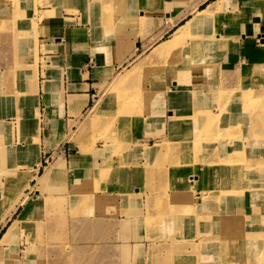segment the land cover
<instances>
[{
  "label": "rangeland",
  "instance_id": "1",
  "mask_svg": "<svg viewBox=\"0 0 264 264\" xmlns=\"http://www.w3.org/2000/svg\"><path fill=\"white\" fill-rule=\"evenodd\" d=\"M19 1L22 2L20 6L27 12H22V15L26 21L28 20L31 35L34 37L36 44L34 47L29 48L31 54L26 60L30 62L18 65L17 62L21 56L17 53L18 49L15 40L18 37L17 32L20 29H24L16 27V31L11 25V20L14 17L18 20V17L10 13L12 9L0 6V95L7 97L6 101L11 99L10 97L12 96H15V99L19 96L28 97L31 110H34V113L29 114L28 111H24L22 117L26 119V122L23 124L17 116L19 108L17 101L22 100L18 98L17 101L13 100L9 103L10 109L15 111L11 112V115L3 113L0 116V121L4 125V137L12 135L13 132L15 133L14 129L16 128L19 131L18 141L15 140L11 143L23 144H2L0 142V147L3 148L0 153V192H3V186L8 184L6 182L15 175V169L19 168L18 166L21 167L18 170H22L24 166H26L27 170L33 164L32 162L28 164L27 161L22 164L24 161L21 160L22 165H18L16 161L19 159L12 155L10 150L16 148V146L21 148L25 144L32 145L35 142L37 133L39 137L37 106L36 109H33L36 103V90L33 88L28 89L30 84L27 83L29 81V73L32 70L31 67H33L31 65L33 56L37 69L40 39H43V36L46 35L45 31L47 28L53 32L60 24L66 22L60 12L65 9L68 11L79 10V5L76 2L80 0ZM78 3L83 7V12H86L84 8L86 10L88 8L87 14H90L89 10L91 11L95 8L92 6L94 2L85 0L84 3H81V1ZM112 3L114 4V2ZM117 3L119 5L121 2L117 0ZM107 4H103L106 6L102 8V11L106 13L109 7ZM7 12L9 16L4 17L3 15ZM6 20H9L11 27L4 29ZM91 22L93 23L92 19ZM195 31L196 28L189 29L183 40L176 45L177 47L175 46L170 51H166L164 56H160L162 65L159 69L163 72L162 80L167 75L176 76L183 62H187L188 53L182 59L180 58L182 57L180 55L182 46L193 50L195 58L196 55H199L192 62H195L194 64L202 62L199 70L200 72L204 71L203 64L207 61L205 59L201 60L199 57L202 55L200 51L205 55L206 51L198 47L201 46L198 40L201 35H192ZM202 36L204 35L202 34ZM263 36L264 34H260L258 37L261 43H264ZM205 37L210 39L208 36ZM164 38L166 39L167 36ZM51 39L56 38L51 36ZM222 41L214 33L211 36V44L213 43L215 48H228L229 44L225 42L226 45H223ZM42 50H45L44 47H42ZM255 54H258V51L254 52L251 59H254ZM208 62H211V60L208 59ZM43 63L44 60H42ZM263 65L264 59L260 62L258 61L257 68L260 66V69L253 68V71L244 74V79L243 73H241L242 80L240 84L231 89H223L217 82L218 77L210 74L207 76L210 81L200 84L201 86L197 88V92H194L196 94L189 98L186 103L184 100L187 92L185 88L178 90V92L169 93V77L166 82L163 80L164 83H159L158 85V82H155L153 84L154 88L159 86V89L165 86L166 100L170 107L181 109L183 104H185L183 108L189 107L191 110L177 118V121L175 120L176 123L181 121L185 129L175 131L173 127L175 122L172 120L170 132L165 138V142H162V144L158 142L142 145L144 148L143 156L149 160L144 166L146 177L143 185L145 189L149 190L150 203L153 205V209L158 211L156 222L154 221L155 227L163 228L165 231L163 239L151 241L156 243V245L149 246L150 253L154 255L156 254V249L160 248L161 256L156 261L155 259L152 262L150 261L149 264H177L180 261L186 262L183 264H264V237L262 238V235H260V240L257 239L259 232L264 231V227H261L264 224V160L259 157L260 153L264 154V145L262 148L261 143L264 140ZM134 67L135 65L132 68ZM140 69L133 72V69L127 70V68H123L122 71L117 72L101 88L100 95L96 97L95 102L84 114L83 119L79 123L80 125H78L79 127L76 128H79L78 131H80L79 141L86 142L83 147L78 141L82 151L86 152L95 149L97 152V143L101 144V149L98 152L102 153L103 157L97 171L101 179L116 169L123 170L125 168L126 164L123 162L122 155L125 153L126 147L129 148V146L131 147L134 144L133 149L136 150L140 146L136 144V139L139 136L137 134L140 130L142 114H144V110L150 101L147 91L149 82L145 72L142 74ZM3 82H5V89H1L4 86ZM174 96H178V98H174ZM158 101L160 100L157 97L156 102ZM162 101L164 102L163 98L161 99ZM12 102L15 103L12 104ZM99 105L101 106L99 107L100 110H96ZM5 116H9V120H5ZM13 117L17 119H12ZM28 120L31 122L32 129ZM79 133L77 134L79 135ZM260 139L262 140L260 141ZM250 143L257 144V147L251 149ZM239 145L240 149H238ZM147 146H152L149 148V152H146ZM37 152L39 153V143ZM37 152L34 154L35 159L38 156ZM255 152L257 156L254 155ZM132 153L135 155L134 152ZM213 153H215L214 158L208 157L204 159L205 156ZM222 154H225V157H222ZM47 156L44 157V160H46L43 165L45 166L43 171L39 170L40 173H43L47 167L59 159L50 161ZM246 157L257 159L256 162H260L261 165L248 168L246 161L243 160ZM151 159L153 161H150ZM13 163H15L17 168L14 167ZM215 165H223V170H225L223 174L216 170L215 173L218 172L217 175H212ZM238 170H240V174ZM65 171L66 168H63L62 172L45 183H38L36 179L32 180L34 184L31 183L32 187L27 190L23 184L20 186L19 191L22 190L29 197H31L30 195H36L37 197L40 192L39 196L41 198H38L36 202L40 203L42 213L38 215L37 220H34L33 223L36 225L33 224L30 229L24 227V224L27 223L26 219L31 215L25 214L21 223L17 225L18 228L16 227L11 236L0 244V264H17L16 261H18L21 253L26 258L24 260L25 264L79 263L71 259V249L73 247H70L72 245L67 240L69 221L72 222L77 219L80 213L86 211V205H89L88 210L91 213L92 208L98 206L109 208L111 202L104 200L103 194L97 196L98 198H94L93 193L99 190L96 184H88L87 187H85L86 184L78 187L74 185L71 190L65 189L64 194H54L53 189L47 188V185L52 180L62 175L64 176ZM1 176L4 178H1ZM110 185L112 184L108 183V188ZM48 191L47 195L49 196L46 195L43 198L41 193ZM196 191H198V194ZM260 193L263 195H260ZM100 198H102V201ZM208 202H211V207H209L210 210L206 214L204 206ZM234 202H238L235 213L231 209V205ZM67 203H70L69 208H67ZM92 203L94 204L93 206H91ZM185 204L187 207L184 209ZM21 206L23 207L22 204L19 207ZM195 206L201 209L202 213L205 214L203 215L204 217L211 216L213 220L217 218V221L214 220L216 222L206 230L197 224L189 226V222L186 223L182 216L188 213L191 207ZM31 207L36 210L34 209V202ZM17 212H19V209L5 225L0 220V225L2 228L4 227V230L7 229L6 226L12 222ZM193 218L196 220L199 217L194 215ZM151 220L152 217L149 216L145 227L149 228L150 225L148 224L151 223ZM132 221L134 226L129 228ZM121 225L125 232L129 229L130 232L132 230L131 233L129 232V236L131 234L134 237L137 236V231L133 229L136 226L133 216L130 217V221L127 220ZM19 229L20 234H18ZM4 230H2L0 238ZM33 235L34 237H31ZM243 235H246L244 239L241 237ZM28 236L30 240L27 239ZM71 242L75 241L72 240ZM151 242L148 245L152 244ZM251 242L256 244H251ZM36 243H38L39 248L35 246ZM243 244L245 249L241 248ZM251 246L256 247L253 250ZM122 247L125 259H129L132 251L135 253L141 251L142 245H132L126 242L121 245ZM103 248L101 247L102 253L100 248L97 249V257L94 260L91 259L89 264L120 263V259L115 255L108 256V248ZM36 249L44 256L42 260L33 258V252ZM256 250L261 251L253 253ZM79 251L83 252L80 249ZM100 254L105 255L102 263L99 260Z\"/></svg>",
  "mask_w": 264,
  "mask_h": 264
},
{
  "label": "crops",
  "instance_id": "2",
  "mask_svg": "<svg viewBox=\"0 0 264 264\" xmlns=\"http://www.w3.org/2000/svg\"><path fill=\"white\" fill-rule=\"evenodd\" d=\"M80 1L84 3L85 0ZM86 1L95 2L96 0ZM97 1L100 4L89 11L90 14L83 12V7L78 2H76L79 5L77 11L63 9L64 11L60 14L66 22L60 24L53 32L47 28L46 35L40 39L39 61L32 76V82L35 81L33 89L36 90L37 103V105L34 104L33 109H36L37 106L40 142L38 140L39 153L37 152L38 143L36 146L34 144L36 142L32 145L28 144L34 150L30 162L33 163L32 167H36V163L39 162V170L43 171L46 155L50 161L62 158L65 162L63 167L66 168L64 176L52 180L47 185V188L53 189L54 194H64L65 189L71 190L74 185L78 187L86 184L85 187H87L88 184H96L99 190L93 193L94 198L103 194V199L111 202L109 208L98 206L92 208L91 213L88 210L89 205H86V211L80 213L77 219L72 222L69 221L67 240L72 245L70 247H73L71 259L79 262L78 264H89L91 259L94 260L97 257V249L100 248L101 252V247H106L109 249L108 256L113 254L118 257L119 264H149L150 261L152 262L154 259L156 261L161 256L160 248L156 249V254L150 253L149 246L156 245L151 241L163 239L165 231L163 228L155 227L154 221L156 222L158 211L153 209L149 190L145 189L143 185L146 177L144 166L149 160L143 156L142 145L153 144L154 140L160 144L165 142L172 120L175 122L177 118L191 110L189 107L181 109L170 107L166 100L165 86L159 89V86L154 88L153 84L155 82H158V85L164 83L169 77V85L175 90L188 80L190 81L191 78L193 82L196 78H202L199 70L201 62L196 63L194 66L197 68L192 71L179 68L176 76L167 75L163 78V82L161 77L163 72L159 69L162 59L158 56L150 57V55L160 43L172 36L173 30L180 23L194 16L196 10L204 7H211L212 10H215L214 3L218 0H122L120 5L117 0ZM102 3H108L107 13L102 11V8L106 6ZM221 7L196 31L210 38L213 33H217L216 36L224 40L223 45H226L225 42L229 44L228 48L223 49L215 48L210 43L212 49L208 51L205 60L213 72L212 75L218 77L217 82L221 87L231 89L240 84L243 65L249 62L254 52L258 51L262 44L258 37L260 34H264V0H227ZM51 36L56 39H51ZM165 36H167L166 39ZM42 47L45 50H42ZM208 59L211 62H208ZM42 60H44L43 64ZM140 61L143 63L140 72L142 74L145 72L149 82L147 91L148 98H150L144 114H142V122L137 134L139 136L136 139V144L140 146L136 150L133 149L134 144L129 148L126 147L125 153L122 155L123 162L126 164L125 168L123 170L116 169L101 179L97 172L103 157V154L98 152L101 149V144L97 143V152L95 149L82 151L78 143L80 131H78L79 128H76L79 127L84 114L95 102L96 97L100 95L101 88L117 72L122 71L123 68L130 70ZM1 89H5V85ZM186 91L185 103L187 99L196 94L194 92H197L194 90L192 82ZM157 97L160 100L158 102H156ZM162 98L164 102H161ZM28 104L30 105V103ZM9 118V116L4 117L5 120H9ZM173 127L175 131L185 129L181 121L175 122ZM14 131L15 133L5 137L3 130L0 131V142L2 144H21L11 143L15 140L18 141L19 131L16 128ZM11 138L13 139L11 140ZM261 143L263 148L264 140ZM80 144L84 147L86 142L81 140ZM240 148L239 145L238 149ZM36 152L39 159L34 157ZM259 155L264 159L263 153ZM208 157L214 158L215 153L205 156L204 159ZM222 157H225V154H222ZM17 161L21 163V158ZM115 167L117 166L115 165ZM19 168L21 167L19 166ZM216 170L222 174L225 171L223 165H215V169L212 170L213 176L217 175ZM62 171L63 169L60 172ZM238 171L240 174V170ZM1 178L4 177L1 176ZM31 183L34 184L33 181ZM108 183L112 184L109 188ZM48 193L49 191L41 193V195L46 197ZM196 193L198 194V191ZM39 194L40 192L38 196ZM260 195L263 194L260 193ZM30 196L35 199L36 195ZM32 201L34 209H36L32 218H35L42 212L40 205L35 200ZM236 204L238 202L231 205L233 213L236 211ZM93 205L92 203L91 206ZM67 206L69 208L70 203H67ZM186 207L185 204L184 209ZM204 207L207 214L211 202L206 203ZM18 209L20 213L23 207ZM194 215L199 218L195 220ZM203 215L205 214L201 209L195 206L191 207L190 211L183 214L182 217L186 223L189 222V226L197 224L206 230L217 221V218L214 221L211 216L204 217ZM131 216L135 219L136 226L133 229L137 231L138 237H134L133 234L129 236L130 229L126 232L122 229L121 224L127 220L130 221ZM149 216L152 217V220L147 228L145 223ZM19 223L21 221H17L16 225ZM133 226L132 221L129 228ZM3 228L0 225V234L4 230ZM18 234H20V229ZM72 240L75 242L72 243ZM126 242L132 245H142L141 251L137 253L132 251L129 259H125L121 245ZM149 242L152 244L148 245ZM77 244L78 246H76ZM35 246L39 248L38 243ZM33 253L35 260H42L44 257L37 249ZM104 257V254L99 255L101 263ZM24 260L26 258L21 253L16 263L25 264Z\"/></svg>",
  "mask_w": 264,
  "mask_h": 264
},
{
  "label": "bare ground",
  "instance_id": "3",
  "mask_svg": "<svg viewBox=\"0 0 264 264\" xmlns=\"http://www.w3.org/2000/svg\"><path fill=\"white\" fill-rule=\"evenodd\" d=\"M118 1L121 2V0H118ZM226 1L227 0H218V1H216L214 3L215 4L214 5L215 6V10H212L211 7H209V8L208 7H204V8H200V9L196 10V12L194 13V16H192L191 18H188L185 22L180 23L173 30L172 36L169 39L164 40L154 50L152 49L153 52L151 53L150 57H152V56H158V57L164 56L166 51H170L172 48H174L176 45H178L183 40V38L187 35V31L189 29H195L196 28V30H197L200 27V25H204L205 21L208 18H210L212 16V14H214L213 12H215V11L218 12L222 8L221 6L223 5V3L225 4ZM20 3H22V2L19 1V0H0V6H4L5 8L7 7L9 9H12L10 13L13 16L15 15V16L18 17V20H16V17L12 18V20H11L12 27L15 28V30H16V27H18V28L22 27L24 29V30L20 29V31L17 32L18 37L15 40L16 41V46H17V49H18L17 53H18L19 56H21L20 60L17 62L18 65L26 63V62H30V61L26 60V58H28L30 56V54H31V50L29 48L30 47H34V45L36 44L34 37L31 35L32 33H31V30H30V27H29L28 20L26 21L24 16L22 15V12H24V13H27V12L23 9L22 6H20L21 5ZM98 4H100V3L96 0L92 4V6L96 7V5H98ZM119 5H120V3H119ZM84 10L87 12L88 8H87V10H86V8H84ZM3 16L4 17H8L9 13L7 12ZM5 24H6V26H4V29H7V28L11 27L9 25V20H6ZM195 34H197V35L200 34L201 35V37L199 36V39H198L200 41V43H201V46H198V47H201L202 49H204L206 51V55L202 51H200V53L202 55H200L199 58H201V60L202 59H206L207 58L206 56L209 53L208 51H210L212 49L211 45H210L211 38L208 39L207 37H205V35L202 36L201 32L198 33L197 31H195L194 33H192V35H195ZM215 34H217V33H215ZM20 36H22V37L19 38ZM220 40H221V38H220ZM222 42L224 43V40ZM212 45L214 46L213 43H212ZM185 54H187L189 57H188L187 62H183L181 67L184 68V69H189L191 71L193 69L197 68V67L194 66L195 62H192V60L195 58L194 57L195 53H193V50L189 49V47H183L182 46L181 54H180L182 57H180V58L182 59ZM198 56L199 55H196V58ZM263 59H264V43L261 44V46H260V48L258 50V54L254 55V59L252 58L250 62H248V63L243 65V68L241 70V73H243V79L245 78L244 74H246L247 72L253 71V68L254 69L257 68L258 61L260 62ZM142 64H143L142 62H138L135 65V67L132 68L133 72H135L136 70L140 69ZM31 65H33V67H31L32 70L29 73V81H28L27 84H30V85L28 86V89L34 88L33 83L35 81L32 82L33 73L36 71V61H35L34 56H33V60L31 62ZM203 65H204V71L201 72L202 78H196L194 82H193V79L191 78L190 81L188 80L187 82H185V84H182L180 88H178V89L174 88L175 90H173L170 87V85H169V93H174V92H177L178 90L184 89V88L187 90V88L190 86L191 82H192V85L194 86V90H197V88H199L201 86L200 84H204V83L209 82L210 79L207 76L212 74L213 72L207 66V62L205 64H203ZM259 69H260V66L257 68V70H259ZM230 96H231V93H230ZM6 98L7 97H5L3 95H0V116L3 115V113H6V114L8 113L7 115H11L12 114L11 112H14L15 110H11L10 109L9 103L11 101H13V100L17 101L18 98H21L22 100L17 101L18 106H19L18 112H17V116H18L19 120L21 119V122L23 124L26 122V119L22 117L24 111H28L29 114L30 113H32V114L34 113L33 110L30 109V105L28 104L29 103V100H28L29 98L28 97L19 96L18 98L15 99V96H12V97H10L11 99H8V101H6ZM174 98H178V96H174ZM13 103H15V102H12V104ZM184 105L185 104H183L182 108L184 107ZM99 107H101V106L99 105L96 108V110L97 109L100 110ZM95 114H97V113H95ZM14 118L15 117H13L12 119H14ZM15 119H17V118H15ZM28 123H29V125H30V127L32 129V125H31L30 120H28ZM3 129H4V125H3L2 121H0V130H3ZM26 134H27V132H26ZM31 135H32V133H31ZM38 140H39V137H38V133H37L35 135V142H36V143H34L35 146L37 145V141ZM27 143H29V142H27ZM154 143H158V141L155 140ZM249 145H250L251 149H254V148L257 147V144H255V143H250ZM150 147H152V146H147L146 152H149V148ZM2 150H3V148L0 147V153H1ZM10 151H11V154L14 155L17 159L21 158V160L24 161L22 164H25L26 161L29 164L30 163V158H31L32 154L34 153V150L28 144L27 145L25 144L21 148H17V146H16V148H12ZM254 155H256V152L254 153ZM37 159H39V158H37ZM243 160L246 161V165L248 166V168L261 165V163L260 162H256L257 159H255L253 157H246ZM262 160H264V159H262ZM16 162H18V161H16ZM63 163L64 162H63L62 158H59L55 163H53V164H51V166L47 167L43 173H40V171H39V167H40L39 162L36 163V167H31V168H28L27 170L25 168L26 166L24 167L23 170H18L19 168L15 167V163H13L14 167L17 168V169H15L17 172L15 171V175L9 181L6 182L8 184H5L3 186V192H0V220H2L3 224L5 225L6 222H8L10 219H12L11 217L13 216V214H15V212L17 211L18 207L21 204L23 205V209L21 210L20 213L17 212L15 217L13 218L12 222L10 224H8V226H6L7 229H5L6 231L4 230V232L2 233V236L0 238V244L2 242L6 241L7 238L11 236L12 232H14L15 226H17L16 225L17 221H22L23 220L22 218L24 217L25 214H30L31 215L27 219V223L24 224V227H26L27 229H30V227L33 224H35V223H33L34 220L38 219V214H37V216L35 218H32L34 216V213H35L36 210H33L31 205L33 203L32 200L37 201V199L41 198V196L37 195V197H36L35 195H33V196H35V199H33L32 197H29L27 195V193L22 192V190L19 191L20 186H22V184H23V186H25L26 189L31 188L32 187L31 181L35 180V179H36V181L38 183L48 182V180H51L53 177L56 176V174L58 172H60L64 168L63 167ZM22 164L18 162V165H22ZM42 197L45 198L44 196H42ZM31 198H32V200H31ZM39 205H40V203H39ZM262 226L264 227V224H262L261 227ZM263 230H264V228H263ZM263 232H261V231L259 232V234L257 236L258 240H260L259 239L260 235H262V238L264 237V233ZM39 233H38V236L40 237ZM245 236L243 235L241 237L244 239ZM31 237H34V235L31 236ZM27 239L30 240V237L28 236ZM251 244L255 245L256 243L251 242ZM251 247L254 250L256 246H251ZM241 248L245 249L244 244L242 245ZM257 251L259 252L261 250H256L253 253H256ZM180 262H182V263H180ZM180 262H178L177 264L186 263L185 261H180Z\"/></svg>",
  "mask_w": 264,
  "mask_h": 264
}]
</instances>
